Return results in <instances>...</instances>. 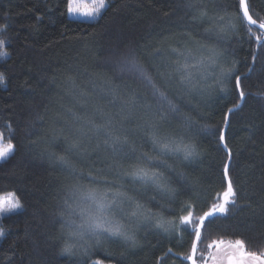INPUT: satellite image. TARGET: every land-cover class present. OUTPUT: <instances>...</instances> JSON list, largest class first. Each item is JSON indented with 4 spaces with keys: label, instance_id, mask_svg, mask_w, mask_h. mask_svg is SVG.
I'll return each mask as SVG.
<instances>
[{
    "label": "trees",
    "instance_id": "16d2710c",
    "mask_svg": "<svg viewBox=\"0 0 264 264\" xmlns=\"http://www.w3.org/2000/svg\"><path fill=\"white\" fill-rule=\"evenodd\" d=\"M233 0H199L208 18L225 15L217 5L231 4ZM107 7L93 20H75L69 17L66 0H0V32L9 55L0 58V136L15 146V152L0 163V198L15 195L23 208L2 218L0 227L5 231L0 240V264H188L180 257L190 253L193 238L180 230L176 236L152 229L137 231L140 246L132 248L122 241L109 239L94 246L91 259L83 255L61 252V223L57 217L62 210L68 185L75 177L54 159L52 154L66 155L85 173L116 168L102 137L87 131H78L82 124L93 120L102 124L109 117L116 121L127 116L126 127L134 128L150 115L148 104L155 109L157 101L146 82L131 73L121 75L108 63L116 53L133 50L151 71L155 66L166 72V58L171 48L183 49L194 41L205 40L209 20H195L186 6V0H106ZM254 18H264V0H249ZM231 9H229V12ZM237 31L232 35L233 54L229 61L241 74L252 66L255 71L241 84L246 85L242 107L229 117L226 138L233 153L230 175L234 186L239 185L238 199L230 207L227 218L216 220L212 238L227 243L232 236L216 231V224L232 225L240 238L250 241L249 249L264 248V224L260 206L264 204V35L252 28L254 36L233 16ZM256 36L261 37L260 41ZM157 50L165 53L158 56ZM155 76L156 73L153 72ZM159 82V81H158ZM116 89V98L110 89ZM251 93V95H247ZM135 95L138 103L131 115L121 111V99ZM174 86L169 96L182 111L198 121L192 135L201 151L195 162L169 159L185 174L199 182L196 193L185 190L181 197L195 203L197 213L207 210L214 202L215 193L222 191L221 170L226 150L219 144L216 131L224 124L225 114L238 100L237 92L228 85L226 92H215L208 98L193 93L183 102ZM147 101V104L145 103ZM203 113V115L199 114ZM42 118V119H41ZM175 118L171 127L165 122L164 131H180ZM207 125V129L202 126ZM130 138L144 151L151 145L141 134L129 132ZM72 141L78 148L69 149ZM99 145V146H98ZM126 165L127 162L121 161ZM176 180V177H173ZM179 182V181H177ZM127 183V182H125ZM130 195L140 196L142 202L156 211V195L152 190ZM179 211V205H176ZM183 214V213H181ZM171 248L172 252L167 250ZM176 253L180 255L177 256ZM160 257H164L163 260ZM210 262V261H209Z\"/></svg>",
    "mask_w": 264,
    "mask_h": 264
},
{
    "label": "snow or ice",
    "instance_id": "6c2138e0",
    "mask_svg": "<svg viewBox=\"0 0 264 264\" xmlns=\"http://www.w3.org/2000/svg\"><path fill=\"white\" fill-rule=\"evenodd\" d=\"M66 3L67 12L89 18L99 16L107 7L106 0H93L95 6L92 8H84L76 3V0H66ZM185 6L194 14L193 19L207 18L211 23V27L205 29L207 42L194 41L192 46L185 45L183 49L171 48V56L166 58V72L159 71L155 66L150 71L133 50L116 53L108 61L121 75L131 73L147 83L157 101L155 109H152L150 104L147 105L151 110L149 117L131 129L125 125L127 116L119 121L109 116L102 124L88 120L78 129L82 134H86L87 126V131L103 138L102 144L116 164L114 171L111 167L108 170L112 178L100 169L96 170V174L93 171L85 173L77 168L68 156L52 154L54 159L75 177L74 182L68 185V195L64 198L62 210L52 218L54 223L57 217L64 221L61 223V232L65 238L60 249L64 254H79L91 259L92 248L109 239L122 241L132 248L139 247L137 231L143 226L146 233L155 229L178 238L181 240L180 246H183V238L177 237L176 234L180 230L188 231L193 240L190 253L184 256V261L190 264H209V261L211 264H264V248L250 250L251 242L230 231L232 225L216 224V231L233 237L227 241V249L224 248V239H213L211 235L216 220L227 218L230 207L237 204L239 185L234 186L229 171L233 163V153L228 145L226 130L231 127L229 117L242 107L246 98V85L241 84V75H244L246 80L255 71L257 59L255 55L252 56L253 64L244 74L238 72L234 61H229L233 54L232 35L237 31L233 16L242 24L246 22L250 36L255 35L252 32L254 25L264 30V18L258 15L254 18L249 0H233L228 5L219 3L218 9L224 11L225 15L216 18H208L199 0H186ZM6 29L7 25L0 26V32ZM256 40L260 41L261 37L256 36ZM260 47H264V42ZM8 55L6 42L0 39V58H6ZM157 55L163 57L165 53L157 50ZM153 72L156 73L155 76ZM3 83L4 75L0 73V84ZM229 84L237 92L238 100L234 101L233 107L227 109L224 124L216 131L219 144L226 150V160L221 170L225 187L215 193L214 202L207 210L197 213L196 204L187 203L181 197L185 190L196 193L199 182L190 178L173 163H169V159L191 163L200 158L202 153L192 135L194 125L199 122L182 111L179 104L170 98L169 90L175 86L180 93L177 98L188 103L184 99L186 96L195 93L208 98L217 91L226 92ZM110 91L115 99L116 89L112 88ZM137 103L135 95L121 99V111H127L131 115ZM145 103L147 104V101ZM175 118L180 119L177 125L180 131H164L165 122L171 127ZM202 127L207 129L208 126ZM129 132L141 134L151 145V151H144L143 143L137 146L130 138ZM78 147L77 141L69 144V149ZM14 152L15 146L11 142L7 147H0V161H5ZM121 161L127 162L126 165ZM173 177L177 179L174 180ZM129 189L141 194L149 190L155 192L160 199L156 200V195H153L150 200L156 201L157 210L153 211L152 207L142 202L140 196L130 195ZM176 205H179V211ZM21 208L23 204L15 193L11 194L9 200L0 201L2 213ZM126 208H131V211ZM260 219L264 224V204L260 206ZM4 235L5 231L0 227V238ZM168 252H172V249L169 248L165 256ZM160 259L163 260L164 257ZM92 264L102 262L93 260Z\"/></svg>",
    "mask_w": 264,
    "mask_h": 264
},
{
    "label": "rangeland",
    "instance_id": "374dc122",
    "mask_svg": "<svg viewBox=\"0 0 264 264\" xmlns=\"http://www.w3.org/2000/svg\"><path fill=\"white\" fill-rule=\"evenodd\" d=\"M76 3H78V4H80L81 6H83L84 8H92V7H94L95 5H94V3H93V0H76ZM69 17L71 18V19H75V20H93V19H95L96 17H98V16H96L95 18H89V17H86V16H83V15H81V14H72V13H69ZM259 31V30H258ZM260 32V31H259ZM7 142L6 141H4V139H3V137L2 136H0V147H7ZM7 160V159H6ZM1 162H3V161H0V163ZM10 197L11 196H8V197H2V198H0V201H7V200H9L10 199ZM126 210L127 211H131V208H126ZM17 211V209L16 210H14L13 212H16ZM13 212H9V213H2V212H0V222H1V220H2V218L3 217H5L7 214H10V213H13ZM118 218H120V217H118ZM139 232H140V230H139ZM2 238H0V240H1Z\"/></svg>",
    "mask_w": 264,
    "mask_h": 264
},
{
    "label": "water",
    "instance_id": "95a60500",
    "mask_svg": "<svg viewBox=\"0 0 264 264\" xmlns=\"http://www.w3.org/2000/svg\"><path fill=\"white\" fill-rule=\"evenodd\" d=\"M252 28H255V29L259 30V31L264 35V30L259 29V28H258V25H254V26H252ZM226 131H227V130H226ZM224 247L227 248V243H225V246H224ZM180 258L184 260L183 257H180ZM187 263L190 264V262H187Z\"/></svg>",
    "mask_w": 264,
    "mask_h": 264
},
{
    "label": "flooded vegetation",
    "instance_id": "af4514ba",
    "mask_svg": "<svg viewBox=\"0 0 264 264\" xmlns=\"http://www.w3.org/2000/svg\"><path fill=\"white\" fill-rule=\"evenodd\" d=\"M225 249H227L226 247H224ZM221 254H223V250H221ZM209 264H211V261L209 262Z\"/></svg>",
    "mask_w": 264,
    "mask_h": 264
}]
</instances>
